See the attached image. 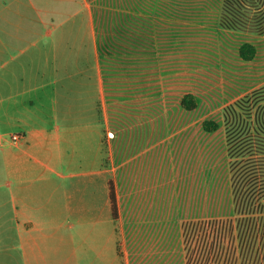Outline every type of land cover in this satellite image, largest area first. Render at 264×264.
<instances>
[{"label":"crops","instance_id":"obj_1","mask_svg":"<svg viewBox=\"0 0 264 264\" xmlns=\"http://www.w3.org/2000/svg\"><path fill=\"white\" fill-rule=\"evenodd\" d=\"M56 2L0 0V264H171V166L157 155L155 59L141 51L139 13L114 45L84 15L96 95L79 73L88 108L71 110L76 69L60 43L77 14L57 18Z\"/></svg>","mask_w":264,"mask_h":264},{"label":"rangeland","instance_id":"obj_2","mask_svg":"<svg viewBox=\"0 0 264 264\" xmlns=\"http://www.w3.org/2000/svg\"><path fill=\"white\" fill-rule=\"evenodd\" d=\"M58 1L57 18L62 19L68 8L69 12L74 8L77 14L74 35L60 41L61 49L67 45L71 48V75L73 65L76 69L75 83L71 77L68 92L71 98L75 96V102H70L71 110L88 108L81 100L85 89L79 73L87 75L86 89L92 104L96 95L95 59L84 15L92 14L93 28L106 35L102 42L114 45L119 43L112 32L131 28L132 9L139 13L134 27L138 20L141 51L149 46L150 56L155 59L157 155L161 153L163 158L165 154L171 166V264H187V259L190 264L197 244L185 245L183 224L230 216L234 177L231 163L255 151L256 136L261 138L264 0H75L70 7H66V0ZM65 16L71 18L72 13ZM243 43L255 48L250 61L238 56ZM60 62H65L64 55ZM112 86L116 87L115 82ZM186 94H191L196 104L192 111L180 106ZM206 120L215 122L217 129L204 132L201 125ZM237 148L240 153L235 151ZM2 184L0 164L1 191ZM234 236L237 241L235 230Z\"/></svg>","mask_w":264,"mask_h":264},{"label":"trees","instance_id":"obj_3","mask_svg":"<svg viewBox=\"0 0 264 264\" xmlns=\"http://www.w3.org/2000/svg\"><path fill=\"white\" fill-rule=\"evenodd\" d=\"M254 55L255 48L250 43H243L238 49V56L243 61H250ZM180 106L185 111H192L196 106L192 95H184ZM201 126L204 132L217 129V124L208 120ZM260 129L257 131L261 138L256 136L257 150H250L242 155V158L246 156L244 160L236 159L231 163L234 177L230 216L183 224L185 245L197 244L190 264H261L264 257V123ZM235 151L240 153L239 148ZM237 245L241 248L235 249Z\"/></svg>","mask_w":264,"mask_h":264},{"label":"built area","instance_id":"obj_4","mask_svg":"<svg viewBox=\"0 0 264 264\" xmlns=\"http://www.w3.org/2000/svg\"><path fill=\"white\" fill-rule=\"evenodd\" d=\"M14 139L16 138V137H13Z\"/></svg>","mask_w":264,"mask_h":264}]
</instances>
